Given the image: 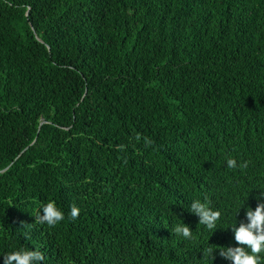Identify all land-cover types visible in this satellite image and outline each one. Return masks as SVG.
Masks as SVG:
<instances>
[{"label":"trees","instance_id":"16d2710c","mask_svg":"<svg viewBox=\"0 0 264 264\" xmlns=\"http://www.w3.org/2000/svg\"><path fill=\"white\" fill-rule=\"evenodd\" d=\"M261 191L264 0H0V264H231Z\"/></svg>","mask_w":264,"mask_h":264},{"label":"clouds","instance_id":"9594fccd","mask_svg":"<svg viewBox=\"0 0 264 264\" xmlns=\"http://www.w3.org/2000/svg\"><path fill=\"white\" fill-rule=\"evenodd\" d=\"M226 166L229 169L238 167L235 158H227ZM239 167H247V164H240ZM258 201H264V191L257 197ZM242 207V206H241ZM239 208V210L241 209ZM238 210V212H239ZM189 211L199 218V224L207 229H217V223L221 218V212L214 210L206 201L195 199L191 202ZM237 212V214H238ZM80 213V209L73 206L68 218L75 221ZM236 214V216H237ZM246 222L229 225L234 233L236 247H220L216 250H209L210 257L214 251H219V255L231 264H264V202H258L255 209L248 207L245 210ZM36 219L41 223H46L54 227L65 220L64 211L58 207L55 201H49L38 210ZM175 234L190 238L192 231L188 225L178 223L174 227ZM3 264H41L44 257L41 252L28 249H17L2 256Z\"/></svg>","mask_w":264,"mask_h":264}]
</instances>
